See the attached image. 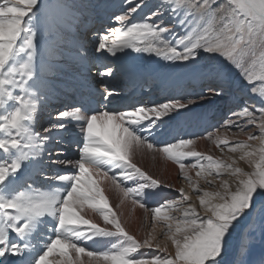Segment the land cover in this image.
<instances>
[{
  "label": "snow or ice",
  "instance_id": "1",
  "mask_svg": "<svg viewBox=\"0 0 264 264\" xmlns=\"http://www.w3.org/2000/svg\"><path fill=\"white\" fill-rule=\"evenodd\" d=\"M39 2H0V107L4 106L5 100L14 101L17 105L7 115L0 116V132L4 133L0 138V153L6 156V162H0V185L10 175L20 171L23 161L42 158V155L35 154L41 153L48 137L33 129L40 105L48 99L45 93L51 87L45 74L55 75L63 67L56 62L70 56L62 47V33L53 29L41 40L37 31H29L26 27ZM167 2L169 6H175L172 8L175 25L153 23L156 17L167 11L163 4L158 5L143 21L132 22L145 0L139 3L137 0H125V5L134 6L113 17L119 26L100 33L96 53L115 57L117 53L131 50L146 56L154 55L165 65L180 66L182 71H189L197 63L200 53L204 52L231 65L248 86L250 94L254 96L258 93L259 99L264 102V0ZM174 27L181 31L186 28L187 31L177 35ZM26 33L27 38L22 39ZM165 34H168L167 38ZM172 37H175L174 42L170 39ZM21 54L23 58H20ZM14 58L23 62L10 66ZM72 58L82 66L87 65V51L83 46H79ZM119 72L116 67L108 66L99 75L101 78L116 79ZM164 72L169 78H176V92L184 91L179 82L182 76L175 71ZM193 75L201 79H215L216 84L203 88L202 94L195 97L140 103L120 111L102 108L90 117H84L79 108L57 113V120L70 117L73 121L83 119L85 122L80 159L74 164L78 174L56 177L71 185L60 202L51 196L33 198L24 193L13 199L0 198V264H14L11 257L25 254L27 244L17 242L13 234L24 239L31 222L46 214L58 217V235L34 264H250L247 259L250 245L241 243L240 248L231 254L229 248L241 218L253 208L254 202L256 211L264 208V103L234 111L230 115L235 120L223 123L226 125L225 132L235 128L247 137L246 141H239L234 146L226 137L216 139L217 145L227 146L228 152L240 153L231 164L214 161L210 155L207 156V164L194 162L187 166L182 163L189 157H202L201 152L189 147L197 137H175L161 144H154L148 139L153 135V129L157 133L170 131L173 135L180 128V116L184 109L223 94L227 81L222 66H205ZM86 83L81 81V86ZM16 89L19 91L14 95L13 90ZM100 89L106 101L109 97L118 96L117 90L106 83H102ZM166 117L172 119L167 120ZM241 119L243 123H238ZM245 125L252 126L253 130L245 132ZM64 127L63 124L52 125L44 128L43 132L53 128L62 130ZM145 148L156 149L179 165L181 177L188 181L189 186L195 187L199 204L187 194L179 201H166L164 206L171 212L180 213L179 218L165 214L159 205L152 208L154 223L141 240L122 226L112 212L104 190H111V185L119 187L117 176L137 180L136 187L120 188L125 197L129 194L143 197L146 196V189L169 187L133 162L134 157L144 154ZM54 154L58 153L48 155ZM239 161L247 165V170L238 166ZM61 163L73 166L72 161ZM186 167L198 168L197 177L207 174L202 190L187 175ZM114 169H120V172L110 174ZM222 171L228 173L226 178L220 175ZM105 180L110 184L102 188V181ZM178 191L184 193L183 188ZM138 202L136 199L132 201L133 204ZM85 205L100 212L104 224L112 228L100 227L83 218L81 212ZM105 209L107 212H104ZM160 219L164 224L157 231L155 221ZM80 225H88L89 229L81 230ZM112 237L116 240L109 241L110 246L102 251L78 243ZM142 249L159 250L165 255L148 256L140 251ZM260 264H264V258Z\"/></svg>",
  "mask_w": 264,
  "mask_h": 264
},
{
  "label": "bare ground",
  "instance_id": "2",
  "mask_svg": "<svg viewBox=\"0 0 264 264\" xmlns=\"http://www.w3.org/2000/svg\"><path fill=\"white\" fill-rule=\"evenodd\" d=\"M139 2L140 0H137V3ZM161 4L167 11L162 16L156 17L153 23L162 22V25H175V21L172 19V8L175 6H169L167 0H145L144 6L134 14L132 22L143 21ZM133 6L125 5V0H40L26 27L29 31H37L41 40L53 29L62 33L64 38L62 47L70 56H65L56 62L63 67L55 75L45 74V79L49 81L51 87L45 93L48 99L40 105L33 129L39 132L41 136L48 137L41 153L35 154L42 155V158H29L23 161L20 171L10 175L5 183L0 185V198L13 199L19 193H24L33 198L51 196L60 202L67 194L71 186L70 183L59 181L56 177L78 174V168L74 164L80 159V149L84 143L82 129L85 122L83 119L73 121L70 117L57 120L55 119L57 113L79 108L84 117H90L102 108L120 111L138 106L140 103H162L169 98L183 100L186 97H195L202 94L203 88L216 84L215 79H201L193 75L205 66H222L227 81L223 94L213 96L184 109L180 116V128L173 135L170 134V131L162 130L157 133L153 129V135L149 136L148 139L154 144H161L175 137H197L198 139L189 147L201 152L202 157L186 158L182 163L187 166L194 162L207 164V156L209 155L213 157L214 161L219 162L229 160L232 163L234 159H238L240 155L238 152L230 153L227 146H218L215 141L218 137H226L229 144L234 146L239 141H246L247 137L244 132H239V129L235 128L225 132L226 125L223 123L226 120H235V117L231 116L230 113L247 106H260L264 102L259 99L257 94L254 96L250 94L248 86L244 84L239 73L231 65L225 64L219 58L213 59L204 52L200 53L197 57V63L189 71H182L180 66L165 65L154 55L146 56L133 53L131 50L117 53L115 57L107 53H96L100 33L108 30V26L111 28L119 26L113 17L127 12V9ZM173 31H176L177 35H183L187 29L181 31L174 27ZM88 35L90 38L86 39ZM167 35L165 34V38ZM26 38L27 33L22 39ZM170 39L174 42L175 37ZM79 46H83L87 51L86 66H82L72 58L77 54ZM20 58H23V54ZM20 58H14L10 62V66H18L19 63H22L23 60ZM108 66L120 70L116 79L100 77L99 72ZM164 71H175L178 76H182L179 82L184 91L176 92V78H169ZM83 80L87 82L85 86H81ZM102 83L108 84L110 88H115L118 96L109 97L106 101L101 92L102 89H100ZM13 91L15 95L19 90ZM90 102L95 104L96 111L91 108ZM16 106L14 101L5 100L4 106L0 107V116L7 115ZM83 107H87L90 114L84 113ZM165 119L171 120L172 118L166 117ZM238 123H243V119L239 120ZM58 124H63L65 127L62 130L53 128L47 133L43 132L44 128ZM249 130H252V126L245 125V132ZM205 133L209 135H205ZM141 135H146V133H141ZM3 136L4 133L0 132V138ZM49 153L58 154L48 155ZM52 161H57V163ZM61 161H72L73 166H65ZM0 162H6V156L2 153H0ZM133 162L146 174L169 185V187H159L154 190L146 189V196L143 197L134 194L125 197L120 188L136 187L137 180H127L122 176H117L119 187L111 185V190H104L111 210L121 221L122 226L137 239L142 240L154 223L152 208L159 205L163 207L165 214L179 218L180 213L171 212L164 206L166 201H179L184 194L191 197L197 205L199 201L196 199L195 187L189 186L188 181L181 177L179 165L168 160L156 149L148 150L145 148L144 154L134 157ZM238 166L247 170V165L243 161H239ZM197 171H199L198 168L186 167L185 169L187 175L192 177L202 190L205 187L203 184L207 174L202 173L200 177H197ZM119 172L120 169H114L110 174ZM212 175H216L215 171ZM220 175L226 178L228 173L222 171ZM207 178L211 179V177ZM109 184L110 181H102L101 187L104 188L105 185ZM181 188L184 189L183 194L178 191ZM133 199L140 202L133 204ZM104 212H107V209ZM81 215L83 218L97 223L100 227L112 228L111 225L104 224L100 212L90 209L86 205ZM258 216L259 210L256 211V203L254 202L253 208L244 216L246 221H243L244 224L241 223L239 226L229 248L231 254L240 248L241 243L250 245V254L247 259L253 264H260L261 259L264 258V254L260 256L254 254V241L249 236L252 232V223L257 222ZM155 223L157 231H159L160 225L164 224V221L160 219ZM57 225L58 217L55 214H46L31 222L28 234L24 239L21 240L13 234L17 242L26 243L28 247L25 254L19 257L20 264H34L35 260L43 254L47 246L58 235ZM79 227L81 230L89 229L88 225H80ZM115 240V237L96 238L95 241H80L78 243L92 250L102 251L110 246L109 241L114 242ZM140 251L147 255L158 254L155 252L160 253L159 250L153 249ZM161 255H165V253L161 252ZM12 258L15 257L10 259Z\"/></svg>",
  "mask_w": 264,
  "mask_h": 264
},
{
  "label": "rangeland",
  "instance_id": "3",
  "mask_svg": "<svg viewBox=\"0 0 264 264\" xmlns=\"http://www.w3.org/2000/svg\"><path fill=\"white\" fill-rule=\"evenodd\" d=\"M110 28H111V26L107 27V29H110ZM89 33H91V32H89ZM89 38H90L89 35L86 36V39H89ZM257 95H258V93H257ZM252 130H253V128H252ZM238 154H240V153L238 152ZM222 162L227 163V164H231V161H229V160L228 161L223 160ZM204 181H205V179H204ZM203 185H205V184H203ZM243 221H246L245 217H244V219L241 218V221L239 222L237 230L235 232L236 234L238 232L239 226H241V223L244 224ZM235 233H233V238L236 235ZM249 236L252 237V240L254 241L253 242V244L255 246L254 247V254L257 256L263 255L264 254V208L259 210V216H258L257 222L252 223V232ZM233 238H232V240H233ZM232 240H231V242H232ZM155 253H158L156 255H161V252L160 253L155 252ZM152 254H154V253H152ZM148 256H154V255H148ZM249 262H250V264H253L252 261H249Z\"/></svg>",
  "mask_w": 264,
  "mask_h": 264
}]
</instances>
